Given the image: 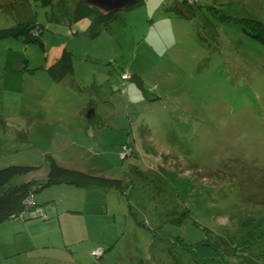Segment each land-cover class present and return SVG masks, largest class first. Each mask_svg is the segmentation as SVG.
<instances>
[{
  "label": "rangeland",
  "instance_id": "374dc122",
  "mask_svg": "<svg viewBox=\"0 0 264 264\" xmlns=\"http://www.w3.org/2000/svg\"><path fill=\"white\" fill-rule=\"evenodd\" d=\"M79 2L0 0V29L41 30L0 41V169L37 167L11 185L44 183L52 157L119 182L103 204L66 184L37 189L38 207L30 192L27 218L86 208L65 214L82 235L65 246L56 230L35 249L4 222L0 264H264V0H141L94 32ZM58 48L75 65L59 84L47 70Z\"/></svg>",
  "mask_w": 264,
  "mask_h": 264
},
{
  "label": "trees",
  "instance_id": "16d2710c",
  "mask_svg": "<svg viewBox=\"0 0 264 264\" xmlns=\"http://www.w3.org/2000/svg\"><path fill=\"white\" fill-rule=\"evenodd\" d=\"M53 0H45L46 3L52 4ZM76 21H88L89 31H96L99 27L110 26L114 20L116 14L110 16H102L96 12L91 11L85 5L83 0L77 4L74 10ZM36 24H18L14 28H5L0 29V41L6 38L15 37L19 38L21 36H26L29 42L40 40L41 30L37 27ZM263 26V24H262ZM35 28L34 34L32 35L31 30ZM255 38L263 39L259 34H253ZM264 41V40H263ZM57 60L50 63L48 67V72L51 78L55 83H61L65 80L66 77L72 76L75 71L74 65V55L71 50L63 48ZM130 74V73H129ZM124 73L122 74V76ZM123 78V77H122ZM132 80L138 82L142 85V80L132 77ZM123 80L128 81L123 78ZM50 171L47 177L46 182L42 183L41 181L32 180L27 183H21L19 185H11L13 179L21 174H29L32 171H36L39 168L30 167V166H18L12 165L3 169H0V225L7 221L18 220L27 221L31 219L32 214L27 218L28 212L38 211V207L35 201V192L37 189H43L46 187L66 184L70 187H75L78 189H92L96 188H111L112 185H115V181L118 180L108 178L105 172H99L98 174H88L80 170H72L61 167L55 159L50 157ZM115 183V184H113ZM33 195V201L36 203L34 208L27 207L23 208V205L26 206V202H23L29 193ZM30 194V195H31ZM31 195V196H32ZM33 203V204H34ZM72 214L77 213V211H70ZM44 220H49L51 217L48 216L46 210L44 209ZM37 217V216H36ZM41 218V215H39ZM16 240V239H14ZM102 243V242H98ZM15 244V241L12 243ZM20 244V243H19ZM102 244H97V247L92 251V255L97 259H101L107 253V249L101 247ZM111 248L112 245L110 244ZM16 248V247H15ZM48 248V247H47ZM34 249V248H33ZM31 248V250H33ZM96 250H103L102 255H96L94 252ZM26 254V253H25ZM45 260L49 261L51 259H58L56 255L52 253H47L43 256Z\"/></svg>",
  "mask_w": 264,
  "mask_h": 264
},
{
  "label": "crops",
  "instance_id": "0c3cea01",
  "mask_svg": "<svg viewBox=\"0 0 264 264\" xmlns=\"http://www.w3.org/2000/svg\"><path fill=\"white\" fill-rule=\"evenodd\" d=\"M62 49L63 48H58L55 51V53L53 54L51 62H54L55 60L58 59L57 56L59 57ZM70 188H75V187H70ZM75 189H71V190L67 189L66 192L67 193H72L73 192V195H77V193H78L81 196L84 195V194H88V196H91L95 200V202H99V203H102V204L104 203V200L102 201V199H103V196H104V192L103 191L106 190L105 188H96V187H94L92 189H87V190L86 189H78V188H75ZM77 190H79V191H77ZM68 209H73V210H68ZM68 209L67 210H65V209L64 210H59V209H55V208L45 209L47 214L49 213V211L52 214V215H50V216H52V218H50L48 222H45L47 220L42 221L41 218L39 217V215L35 214V215L31 216L32 218L27 220V221H22V222L19 221V228H20L19 230L26 231V232H24V233H26V236L30 235L32 237L31 243L33 242L32 246L35 249H37V247L39 245L38 244V238H40V236H45L44 239L47 240V241H50V238L48 236H51V235H49V234L54 233L56 230L58 231L57 235L59 236V240L58 241L59 242L60 241L64 242L65 246L69 245L68 242L70 241V238H69L70 235H74L75 239H79L78 235L81 236L82 233H79V234L77 233V229H78V225H76V224H78L77 221H75V225L76 226L75 227L73 226L74 228L71 227V228H69L68 231L65 229V228H67L66 227L67 225H66V222H65V218H67L66 220L70 219V217L69 216L67 217V215H65V214H66V212L71 213L70 211H77V213H75V214L83 213V211H86L85 210L86 208L81 207V209H82L81 211H79L80 208H78V209L68 208ZM90 211H92V210H90ZM32 214H34V213H32ZM90 222H91V224L88 223V226H90V230H91L96 225H97V227L100 226V222L101 221H99V219L98 220L96 219V222L95 221H91V220H90ZM83 225H84V223H83ZM83 225H80V227H82ZM83 227L85 228L86 226H83ZM97 231L99 232L98 228H97ZM22 237L21 238H14V239H16V240H14L15 241L14 246L18 250H20L21 247L25 246V248L23 250L25 252H23V254H25V253L27 254L29 251L28 250L26 251L25 249H26V247L29 248L30 243L25 238H22ZM54 241H57V240H54ZM54 243H53V245H54ZM46 245H49V244L44 243L42 248H47L48 246H46ZM71 246H73V245H71ZM57 258L58 259H51L50 262L47 261V260H44V261H42V260H32L28 264H53V262H55L57 264H60V263H62V261H64L61 256H60V258L59 257H57ZM39 261H42V262H39Z\"/></svg>",
  "mask_w": 264,
  "mask_h": 264
},
{
  "label": "water",
  "instance_id": "95a60500",
  "mask_svg": "<svg viewBox=\"0 0 264 264\" xmlns=\"http://www.w3.org/2000/svg\"><path fill=\"white\" fill-rule=\"evenodd\" d=\"M141 0H83L84 5L93 12L102 16H110L121 10L130 8ZM89 119L95 118V111L91 110L88 114Z\"/></svg>",
  "mask_w": 264,
  "mask_h": 264
},
{
  "label": "built area",
  "instance_id": "2783aa9c",
  "mask_svg": "<svg viewBox=\"0 0 264 264\" xmlns=\"http://www.w3.org/2000/svg\"><path fill=\"white\" fill-rule=\"evenodd\" d=\"M123 78L126 79V80H130L131 75H130L129 73H128V74L125 73V74L123 75ZM122 156H123V155H122ZM97 252H98V251L96 250L94 253H95L96 255H102V253H101V254H97ZM101 252H103V250H101Z\"/></svg>",
  "mask_w": 264,
  "mask_h": 264
}]
</instances>
